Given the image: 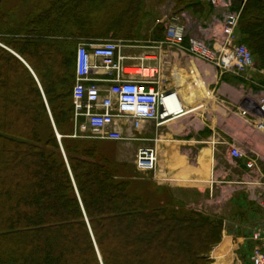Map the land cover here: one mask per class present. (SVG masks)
<instances>
[{
  "label": "trees",
  "instance_id": "1",
  "mask_svg": "<svg viewBox=\"0 0 264 264\" xmlns=\"http://www.w3.org/2000/svg\"><path fill=\"white\" fill-rule=\"evenodd\" d=\"M22 1L0 0V264H207L222 220L165 204L108 144L72 136L77 44L128 37L142 0ZM231 9L264 66V0Z\"/></svg>",
  "mask_w": 264,
  "mask_h": 264
},
{
  "label": "crops",
  "instance_id": "2",
  "mask_svg": "<svg viewBox=\"0 0 264 264\" xmlns=\"http://www.w3.org/2000/svg\"><path fill=\"white\" fill-rule=\"evenodd\" d=\"M87 40L92 41H81ZM223 41L221 20L219 32L209 42L219 49ZM166 45L163 40L123 42L118 50L122 66L139 70L133 75L138 82L154 81L159 91L173 93L182 110L160 125L153 121H144L139 128L125 125L127 138L122 145L136 153L139 147L149 146L145 142H152L158 158L152 178L169 190L176 206L207 212L217 204L233 210L243 205V194L248 200L264 198V132L256 128L250 114H242L250 109L239 69L219 75L212 62L191 55L187 45ZM90 78L101 90L110 83L102 70ZM232 149L255 158L256 166L246 168Z\"/></svg>",
  "mask_w": 264,
  "mask_h": 264
},
{
  "label": "built area",
  "instance_id": "3",
  "mask_svg": "<svg viewBox=\"0 0 264 264\" xmlns=\"http://www.w3.org/2000/svg\"><path fill=\"white\" fill-rule=\"evenodd\" d=\"M214 8L224 12L222 31L224 41L221 47L215 48L197 38H189L188 51L212 62L219 75L232 70L251 66L253 55L244 44L235 43L236 30L240 10H232L233 0H207ZM186 38L185 28L172 19L164 32L163 43L182 46ZM121 40L81 41L77 45L74 60V84L71 90L73 123L75 131L92 138L119 141L125 139L123 127L131 124L134 128L144 121L163 123L167 118L181 112V107L173 93L159 91L154 81L138 82L131 69L121 65L117 52L122 45ZM93 59L97 61L94 62ZM108 76L109 85L101 90L90 78L91 73L100 71ZM260 108L264 110V95ZM259 111V110H258ZM257 111L245 109L242 114L255 116ZM264 116V113H261ZM254 119V118H253ZM255 120V119H254ZM257 127L264 125L254 121ZM75 136V135H74ZM231 154L237 158H245L247 168L255 166L253 158L244 156L237 149ZM157 150L155 146L138 148L135 156V168L138 172L155 171L157 166ZM255 239L260 245L251 249L248 264H264V226L255 229Z\"/></svg>",
  "mask_w": 264,
  "mask_h": 264
},
{
  "label": "rangeland",
  "instance_id": "4",
  "mask_svg": "<svg viewBox=\"0 0 264 264\" xmlns=\"http://www.w3.org/2000/svg\"><path fill=\"white\" fill-rule=\"evenodd\" d=\"M23 3L22 0H12L14 4ZM200 6L197 8H183L177 6V0H142L141 8L138 13L137 21L134 23L133 29L128 37H113L112 33L103 39L108 40H121L124 43L130 44H148L154 41L153 34L157 26H161L160 30L163 32L167 25L174 18H178V22L185 28L186 39L197 38L207 44H211L210 37L213 33L219 32V23L223 19L224 12H218L213 7L206 4V0H195ZM74 5V4H73ZM72 5H69L71 7ZM32 6L29 4V9ZM199 9V10H198ZM93 32H103L105 26L98 22V17L93 16ZM98 22V23H97ZM85 26V24H83ZM98 41H103L99 38ZM235 43H242L240 34L237 35ZM245 45V44H244ZM168 48H173L172 45H166ZM193 55V54H191ZM194 57H198L193 55ZM200 58V57H198ZM242 76L243 90L248 97L246 101L247 108L257 111V105L264 95V66L259 62L256 56L253 55V64L251 66H244L238 68ZM135 71V70H134ZM21 74V71L19 70ZM259 123L264 125V116L261 112L257 111ZM261 115V116H260ZM254 118V117H253ZM252 118V122L253 119ZM256 121V120H254ZM255 124V122H253ZM256 126V125H255ZM257 129L264 132L262 127ZM101 143L108 144L111 149V154L114 158L121 162H125L130 166L134 179L138 182L145 183L150 188L156 189L157 197L163 200L165 204H171L173 200L170 199V192L165 186L157 185L153 180V173H139L134 168V158H128L130 154L134 155L135 152L127 149L122 145V141H108L97 139ZM146 145H152V142H145ZM121 156L122 159H118ZM264 170V167H263ZM257 186L255 194L259 193ZM151 191L148 189V192ZM254 192V191H253ZM254 200H248L247 196L243 194V205L236 209L222 207L219 205H211L207 212L200 211L209 216H214L222 220V231L219 242L211 247V250L205 255L207 264H248V254L251 249L260 245V242L255 239V229L264 226V198L259 199L254 197ZM262 201V204L259 203ZM198 211V210H196ZM220 212L219 214L216 212ZM230 212V215L226 213ZM218 262V263H217Z\"/></svg>",
  "mask_w": 264,
  "mask_h": 264
},
{
  "label": "bare ground",
  "instance_id": "5",
  "mask_svg": "<svg viewBox=\"0 0 264 264\" xmlns=\"http://www.w3.org/2000/svg\"><path fill=\"white\" fill-rule=\"evenodd\" d=\"M132 71H134V70H132ZM137 71H139V70H135L134 72H137ZM260 102H261V100H260ZM260 102L257 105V111L259 110V112L264 113V110L262 108H260V105H261ZM258 116H259V114L256 113L255 116H254V119L258 120Z\"/></svg>",
  "mask_w": 264,
  "mask_h": 264
},
{
  "label": "water",
  "instance_id": "6",
  "mask_svg": "<svg viewBox=\"0 0 264 264\" xmlns=\"http://www.w3.org/2000/svg\"><path fill=\"white\" fill-rule=\"evenodd\" d=\"M58 137H59V135H58Z\"/></svg>",
  "mask_w": 264,
  "mask_h": 264
}]
</instances>
